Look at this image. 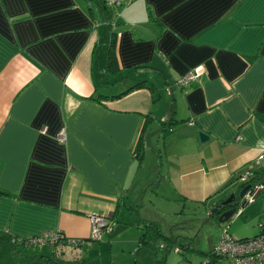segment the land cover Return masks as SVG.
Instances as JSON below:
<instances>
[{
	"label": "crops",
	"instance_id": "0c3cea01",
	"mask_svg": "<svg viewBox=\"0 0 264 264\" xmlns=\"http://www.w3.org/2000/svg\"><path fill=\"white\" fill-rule=\"evenodd\" d=\"M112 1L107 20L85 0H0V244L17 264L50 252L28 239L86 240L87 215L111 219L147 192L153 151L177 192L200 200L246 173L264 181V0ZM139 82L152 90L109 99Z\"/></svg>",
	"mask_w": 264,
	"mask_h": 264
},
{
	"label": "rangeland",
	"instance_id": "374dc122",
	"mask_svg": "<svg viewBox=\"0 0 264 264\" xmlns=\"http://www.w3.org/2000/svg\"><path fill=\"white\" fill-rule=\"evenodd\" d=\"M146 133L147 130L144 131L143 138L146 137ZM149 164L153 167L151 180L155 179L156 175L161 177H157L155 193L152 195L148 190L139 192L135 189L124 201L125 206L120 202L114 216L111 219L106 218L109 228L104 230L97 240L90 238L89 229L86 238L88 240L83 241L79 247L67 243L61 245L64 261L71 264H155V256L163 257L164 249L157 248L156 252L147 248L134 251L140 234L139 219L157 222L162 234L173 238L176 242L175 247H180L182 255L169 250L165 255L164 264H177L179 261L186 264H205V256L223 229H226L233 240L252 239L264 230V225L261 227L264 220V187L247 204H240L242 202L240 201L236 206V212L227 221L217 223V216L213 214L214 217H211L210 211L215 205L238 192L241 185L239 178L237 179L239 185L230 187L227 184L225 188H221L225 185L223 184L219 188H214V191L208 194V198L200 200L195 198L199 193L192 190L187 194L177 192L176 181L169 180L165 174V167L163 172L160 171L161 161L155 151L153 160L145 157L143 168ZM197 179L199 180V177L195 180ZM206 179V189L217 182V177L214 176L209 175ZM234 181L233 178L231 182ZM131 198L134 200L130 201ZM159 240L164 243L162 238ZM158 246L161 247L162 244ZM27 251L28 254L38 255L33 249ZM15 255L9 246L0 244V264H17L18 255ZM218 260V264H232L228 259Z\"/></svg>",
	"mask_w": 264,
	"mask_h": 264
},
{
	"label": "built area",
	"instance_id": "2783aa9c",
	"mask_svg": "<svg viewBox=\"0 0 264 264\" xmlns=\"http://www.w3.org/2000/svg\"><path fill=\"white\" fill-rule=\"evenodd\" d=\"M106 6L112 5V0H103ZM199 73V68H196L189 72L185 77L175 82V86L183 88L193 80V78ZM58 141L64 140V133L58 132L56 135ZM263 156H259L258 160H262ZM251 173H246L244 176L239 177L241 184L248 185L249 189L242 198L240 204H247L250 200L254 199L259 190L264 186L261 184H250L248 183ZM239 205V204H238ZM90 227V238L97 240L104 230L109 228L106 218L99 215H87ZM108 219V218H107ZM264 225V220L261 227ZM59 233L46 232L38 237L30 238L26 241L29 247L41 248L43 245L52 247ZM67 239V238H66ZM76 240L69 239L67 244L76 246ZM173 252L177 253V250ZM213 256L221 259H228L232 264H264V236H256L252 239L233 240L227 234L226 229L222 230V233L214 246L211 248ZM205 264H207L205 260Z\"/></svg>",
	"mask_w": 264,
	"mask_h": 264
},
{
	"label": "trees",
	"instance_id": "16d2710c",
	"mask_svg": "<svg viewBox=\"0 0 264 264\" xmlns=\"http://www.w3.org/2000/svg\"><path fill=\"white\" fill-rule=\"evenodd\" d=\"M85 1L93 2L94 5L97 7V9L101 12L103 17L107 18V20L112 19V15H111V11H110L109 7L114 5V3L110 6H106L104 4L103 0H85ZM113 43H114V37L111 36L109 39L108 47L106 49V53H105L107 70L111 73L116 68ZM145 86H146V88L152 90L151 89L152 86L150 84L146 85L145 82H139V83H136L135 85L131 86L130 88H128V90L122 92L121 94L116 95V96H112L109 99H117V98L121 97L122 95H125L129 91H134L137 89L145 88ZM260 118L264 122V116H260ZM166 125L167 124L163 125L161 132H164V131L166 132L171 126L169 124V126L166 127ZM142 152H143V150L141 151L140 145L137 146L136 147V154H138L139 160L142 156ZM157 177L161 178L159 175H156L155 179L150 181V183L148 184V186L146 188L148 190V192H150V193L154 192L155 193L157 181H158ZM249 179L250 180L248 183H250L252 185L253 184H259L257 177H255L254 175H251V177ZM242 185L243 184L240 185L239 190H240V188H242ZM261 185H264V181L261 182ZM119 203L120 202H117L115 205V208L113 210V216L116 212V209L119 208V206H120ZM131 207L133 208L134 206H131ZM135 213H137L136 209H135ZM210 216L214 217L213 214H211ZM139 221H140V228H139L140 234H139L138 239L136 240V247L134 250L135 252L138 251L139 249H143V248L151 249L154 251L158 250V249H162V250L164 249V256L161 258L155 259V264H164L165 255L169 250H171V251L177 250V253L182 255V253L180 252V250H181L180 247H175L176 245H174V244H176V242L174 241V239L169 238V237H165L162 234L160 227H159V224L157 222L152 221V220H142V219H139ZM258 236H264V230H261V232L259 233ZM159 238H162L164 243L161 242L159 240ZM75 240H76V242H78V243H76V246L79 247L83 241H86L88 239H86V240L75 239ZM68 241H69L68 238L66 239L61 234H58V238H57L55 244L52 247H50L49 254L48 255L40 254L38 260H36L34 263H31V264H71L68 261H64V259L62 257L63 252L60 249L61 245L67 243ZM159 244H162V246L159 247L158 246ZM205 257H206L207 264H210V263L215 264L216 263L215 260L217 257L212 255L211 250L208 252V254ZM74 264H76V263H74Z\"/></svg>",
	"mask_w": 264,
	"mask_h": 264
},
{
	"label": "water",
	"instance_id": "95a60500",
	"mask_svg": "<svg viewBox=\"0 0 264 264\" xmlns=\"http://www.w3.org/2000/svg\"><path fill=\"white\" fill-rule=\"evenodd\" d=\"M144 131H146L145 128H143V130L141 131L142 139H146V141H148L151 135L147 131L146 137L143 138ZM197 138L199 143H205L209 139V137L204 132L201 131L197 132ZM147 147L149 148V146ZM248 189H249L248 185L242 186V188H240V190H238L236 194L229 196L223 202L215 205L214 208L210 211V215L211 214L217 215L216 218L217 223H223L227 221L236 212V206H238L239 200L240 201L242 200L243 196L246 194ZM224 208L226 209L229 208V209L225 210Z\"/></svg>",
	"mask_w": 264,
	"mask_h": 264
},
{
	"label": "flooded vegetation",
	"instance_id": "af4514ba",
	"mask_svg": "<svg viewBox=\"0 0 264 264\" xmlns=\"http://www.w3.org/2000/svg\"><path fill=\"white\" fill-rule=\"evenodd\" d=\"M239 202H240V200H239ZM224 209H225V210H228L229 208H227V209H226V208H224Z\"/></svg>",
	"mask_w": 264,
	"mask_h": 264
}]
</instances>
